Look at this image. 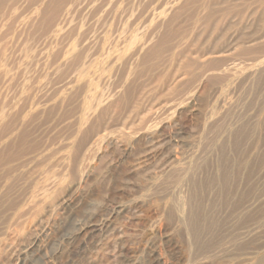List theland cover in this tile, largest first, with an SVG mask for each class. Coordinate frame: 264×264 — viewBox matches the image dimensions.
<instances>
[{
  "label": "rangeland",
  "instance_id": "obj_1",
  "mask_svg": "<svg viewBox=\"0 0 264 264\" xmlns=\"http://www.w3.org/2000/svg\"><path fill=\"white\" fill-rule=\"evenodd\" d=\"M0 158V264H264V0H0Z\"/></svg>",
  "mask_w": 264,
  "mask_h": 264
},
{
  "label": "bare ground",
  "instance_id": "obj_2",
  "mask_svg": "<svg viewBox=\"0 0 264 264\" xmlns=\"http://www.w3.org/2000/svg\"><path fill=\"white\" fill-rule=\"evenodd\" d=\"M114 27V26H113ZM113 29V28H112ZM142 59H143V57H142ZM137 63V62H136ZM139 63H140V61H139ZM136 65H138V64H136ZM139 66V65H138ZM12 149V148H11ZM78 151V150H77ZM14 152V151H13ZM8 158V157H7ZM1 159V158H0ZM8 171V170H7ZM5 173V172H4ZM214 180V179H213ZM222 183V182H221ZM220 183V184H221ZM205 186V185H204ZM220 187V186H219ZM193 188V187H192ZM218 189V188H217ZM233 192V191H232ZM247 192V191H246ZM219 196V195H218ZM231 200V199H230ZM238 201V200H237ZM223 204V203H222ZM247 207V206H246ZM217 210V209H216ZM229 212V211H228ZM226 215V214H225ZM192 224V223H191Z\"/></svg>",
  "mask_w": 264,
  "mask_h": 264
}]
</instances>
